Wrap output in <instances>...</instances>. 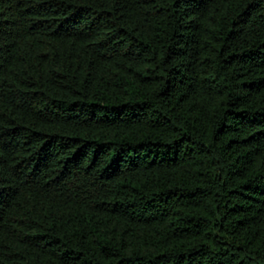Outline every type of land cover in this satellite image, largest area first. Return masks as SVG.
I'll return each instance as SVG.
<instances>
[{"label": "trees", "instance_id": "trees-1", "mask_svg": "<svg viewBox=\"0 0 264 264\" xmlns=\"http://www.w3.org/2000/svg\"><path fill=\"white\" fill-rule=\"evenodd\" d=\"M0 264H264V0H0Z\"/></svg>", "mask_w": 264, "mask_h": 264}]
</instances>
